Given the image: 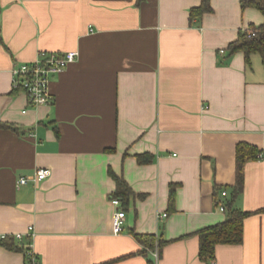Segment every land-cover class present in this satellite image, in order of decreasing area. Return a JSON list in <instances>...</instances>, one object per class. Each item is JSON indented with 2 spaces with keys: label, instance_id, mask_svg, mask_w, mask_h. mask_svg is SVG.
I'll use <instances>...</instances> for the list:
<instances>
[{
  "label": "crops",
  "instance_id": "obj_1",
  "mask_svg": "<svg viewBox=\"0 0 264 264\" xmlns=\"http://www.w3.org/2000/svg\"><path fill=\"white\" fill-rule=\"evenodd\" d=\"M199 5L0 0V122L18 128L0 130V236L24 235L9 241L16 250L0 245V264H24L28 243L43 264H147L134 234L165 242L158 264H264V65L228 51L263 16L210 0L212 12L191 21ZM70 51L78 58L51 78V104L13 90V66ZM241 144L261 153L234 202L249 213L242 242L216 246L205 263L196 233L225 221L216 200L231 197ZM40 168L48 179L16 189ZM109 170L133 192L125 208L111 202Z\"/></svg>",
  "mask_w": 264,
  "mask_h": 264
},
{
  "label": "trees",
  "instance_id": "obj_2",
  "mask_svg": "<svg viewBox=\"0 0 264 264\" xmlns=\"http://www.w3.org/2000/svg\"><path fill=\"white\" fill-rule=\"evenodd\" d=\"M137 1L142 2L143 0ZM240 6L242 10L247 8L257 10L263 16V23L259 26L250 24L245 30L241 31L237 40L229 44V54L242 52L248 61L251 54L258 53L262 57L264 65V0H240ZM211 12L210 0H200V5L190 10V20L200 19L203 15ZM0 130L18 132V128H16L15 125L2 122H0ZM260 157L261 153L255 147L245 144L237 146L235 153V183L232 187L230 199L228 201L223 200L226 219L220 225L205 228L196 233L199 240L198 256L203 262L208 263L214 261L216 246L239 245L242 242L243 221L249 216V213L236 209L234 207V202L243 190L244 165L246 162L256 160ZM137 160L140 164H147L150 162V158L145 155L138 156ZM108 175L115 183V192L112 198L117 199L120 205L122 204V207L125 208L129 198L133 195L131 188L123 178L116 176L111 170L108 171ZM174 195L175 189L172 187L169 196L170 204H173ZM218 201L219 199L216 200V202ZM134 238L143 247L139 254L147 259V264H153V261L147 258L148 252L154 250L155 245L158 246V251L160 252L165 242L153 235L134 234ZM12 240H10V238L0 240V245L9 250H16V248L9 243V241Z\"/></svg>",
  "mask_w": 264,
  "mask_h": 264
},
{
  "label": "built area",
  "instance_id": "obj_3",
  "mask_svg": "<svg viewBox=\"0 0 264 264\" xmlns=\"http://www.w3.org/2000/svg\"><path fill=\"white\" fill-rule=\"evenodd\" d=\"M223 53V51H220ZM78 58V53L74 51L64 53H40L36 60L31 63L16 64L11 70L12 88L15 91H21L27 97L29 104L33 107L49 105L53 101V97L49 91V84L52 77L61 74L68 65L74 63ZM31 136H33L31 134ZM51 175V170L40 168L34 171L30 176L19 177L15 182L16 189L26 186L29 183L37 184L48 179ZM221 198L226 197V192H221ZM112 204L119 206L117 199H113ZM216 206L221 212H224L223 200L216 202ZM125 213L118 211L113 217V233L120 234L123 231ZM166 214H162L160 219L165 218ZM30 231V230H29ZM30 239L32 234H26ZM9 236L2 235L0 240L6 239ZM24 235L15 234L11 238L22 240ZM153 264H158L159 251L155 245L151 252ZM24 264H43L36 256L32 244L28 243L23 248Z\"/></svg>",
  "mask_w": 264,
  "mask_h": 264
}]
</instances>
